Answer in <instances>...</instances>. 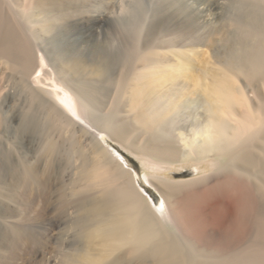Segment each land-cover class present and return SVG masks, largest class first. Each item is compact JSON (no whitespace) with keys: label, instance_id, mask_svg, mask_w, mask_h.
Listing matches in <instances>:
<instances>
[{"label":"bare ground","instance_id":"obj_1","mask_svg":"<svg viewBox=\"0 0 264 264\" xmlns=\"http://www.w3.org/2000/svg\"><path fill=\"white\" fill-rule=\"evenodd\" d=\"M0 117V264H264V0H0Z\"/></svg>","mask_w":264,"mask_h":264},{"label":"rangeland","instance_id":"obj_2","mask_svg":"<svg viewBox=\"0 0 264 264\" xmlns=\"http://www.w3.org/2000/svg\"><path fill=\"white\" fill-rule=\"evenodd\" d=\"M101 10L104 11L103 8H101ZM108 18H111V17H108ZM110 24H113V22L108 21V23L107 22L102 23L100 26L96 27L95 29H88V30L79 29L78 31L77 30L74 31L73 32L74 34L72 36L69 35V37L62 34V36L60 35L58 38H55V40L52 42H54V44L64 45L70 39L77 37V36L78 37L80 36L79 38H80L82 44H87L88 42H91L92 44L101 43L107 36V33L105 32V30ZM209 53L213 54V51L210 50ZM98 79H100V78H98ZM5 84H8L7 87H10L12 89H15L16 87H18V83H16V80L13 78L10 80L9 83L6 82ZM249 98L256 104H260L262 102V98L255 97L251 93H249ZM12 103H14L15 106H19L22 109L24 104H25L24 103V95L21 94L19 97L14 99V101ZM0 119H2V118L0 117ZM7 122H8V119H4V123H7ZM107 141H108L107 143L109 145H111V147H114L118 152H120L126 158L127 162L129 163L128 166L130 165L129 168L131 170L135 171L137 179L140 180L144 185H146V191L145 192L147 194L151 195V197L154 199L159 198L160 196H159L158 192H156L153 188L148 186L143 181V173L145 172V169L143 168L141 161L136 156H134L131 152L127 151L122 146H120V144H118L117 142L110 140V139H107ZM39 144H40V141L37 138L35 140V142L33 143L32 147L30 148V152H28L26 155L27 160H30V161L34 160L35 151L38 149ZM75 164H74V166H75ZM74 166H71V167L65 169V171L63 173L62 182H63L65 187L70 186L69 182L72 180L71 178L74 175L73 173L75 172ZM192 168H193V166L192 167L191 166H183V167H177V168L174 167L172 169V173H168V176L174 180H188L193 176L204 175L207 171L205 165H202V164L200 166H198L197 171H193ZM234 198H235V192L232 189V190H230V194H228V196L225 198V200L227 201L228 204H232L231 200H233ZM26 207H27V205H0V230L9 229L14 224L19 222V217L21 216V214L22 215L26 214V213L29 214V212L27 211L28 207H27V210L25 209ZM48 211H49L50 216H52L54 214V210L52 207H49ZM71 211L72 210L70 209L68 216L72 215ZM43 226L47 227V225H45V223H43ZM62 226L60 225V228ZM60 228L56 227L55 230H53L52 232H49L50 237H52L51 238V240L53 242L52 244H56L57 237H61V234L59 233ZM249 232H251V233H246L245 238L251 239V240L253 238L252 244L256 248H259V249L264 248L263 234H258L257 232L252 233V231H250V230H249ZM256 234L258 236H256ZM261 236H262L263 240L261 239L260 241H258V239H260ZM63 237L65 238V240L68 239L67 235H63ZM254 237H258V239L257 238L254 239ZM253 241H254V243H256V242L257 243L254 244ZM257 244H260V245H258V247H257ZM54 251H52L50 253L49 252L39 253V254L35 255L34 259L38 264H56L58 262V258L55 257ZM18 262H19V264L23 263L21 261V259H19Z\"/></svg>","mask_w":264,"mask_h":264}]
</instances>
